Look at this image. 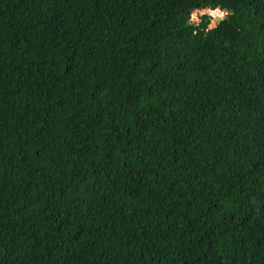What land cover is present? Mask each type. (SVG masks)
<instances>
[{"label": "trees", "instance_id": "obj_1", "mask_svg": "<svg viewBox=\"0 0 264 264\" xmlns=\"http://www.w3.org/2000/svg\"><path fill=\"white\" fill-rule=\"evenodd\" d=\"M0 264H264V0H0Z\"/></svg>", "mask_w": 264, "mask_h": 264}, {"label": "rangeland", "instance_id": "obj_2", "mask_svg": "<svg viewBox=\"0 0 264 264\" xmlns=\"http://www.w3.org/2000/svg\"><path fill=\"white\" fill-rule=\"evenodd\" d=\"M213 13H219L218 15H214ZM224 11L219 10L218 8L210 9V8H202L193 10L190 15L189 19L196 23L199 21V16L202 14L208 15V27H212L216 22L217 18H222L224 16Z\"/></svg>", "mask_w": 264, "mask_h": 264}, {"label": "water", "instance_id": "obj_3", "mask_svg": "<svg viewBox=\"0 0 264 264\" xmlns=\"http://www.w3.org/2000/svg\"><path fill=\"white\" fill-rule=\"evenodd\" d=\"M221 18H217L216 22H218Z\"/></svg>", "mask_w": 264, "mask_h": 264}, {"label": "clouds", "instance_id": "obj_4", "mask_svg": "<svg viewBox=\"0 0 264 264\" xmlns=\"http://www.w3.org/2000/svg\"><path fill=\"white\" fill-rule=\"evenodd\" d=\"M214 15H218L219 13H213Z\"/></svg>", "mask_w": 264, "mask_h": 264}]
</instances>
